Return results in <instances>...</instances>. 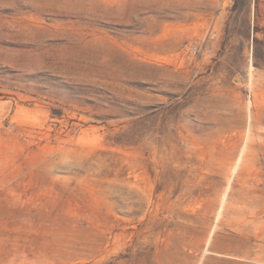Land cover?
I'll return each instance as SVG.
<instances>
[{"label":"rangeland","instance_id":"obj_1","mask_svg":"<svg viewBox=\"0 0 264 264\" xmlns=\"http://www.w3.org/2000/svg\"><path fill=\"white\" fill-rule=\"evenodd\" d=\"M237 2L0 0V264H264V0Z\"/></svg>","mask_w":264,"mask_h":264},{"label":"trees","instance_id":"obj_2","mask_svg":"<svg viewBox=\"0 0 264 264\" xmlns=\"http://www.w3.org/2000/svg\"><path fill=\"white\" fill-rule=\"evenodd\" d=\"M237 5H239L237 0H234V5H233V8H232L233 11H235L237 9ZM240 9H238V10H240ZM255 43H257V40H255ZM257 58H258L257 55H254V60H256Z\"/></svg>","mask_w":264,"mask_h":264}]
</instances>
